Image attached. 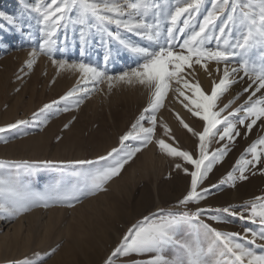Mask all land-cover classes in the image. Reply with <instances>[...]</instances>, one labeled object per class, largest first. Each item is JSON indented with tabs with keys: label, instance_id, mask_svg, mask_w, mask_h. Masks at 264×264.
<instances>
[{
	"label": "rangeland",
	"instance_id": "374dc122",
	"mask_svg": "<svg viewBox=\"0 0 264 264\" xmlns=\"http://www.w3.org/2000/svg\"><path fill=\"white\" fill-rule=\"evenodd\" d=\"M119 2L126 3V0ZM213 2L203 0L200 11L194 13V18L189 21V27L184 29L183 34L174 30L177 44L182 43L193 28L198 31V25L203 23ZM233 2L243 4L250 0H230V4ZM49 3L50 0H0V128L5 129L0 132V177L15 180L37 193L72 191L79 194L78 190L83 188L85 177L90 172L114 162L112 158L106 161L98 158L107 157L113 148H121V136L131 130L144 112L151 93L137 84L113 82L110 89L107 80L103 83H85L79 72L61 70L48 55L39 53L38 46L43 43L45 34L41 13L36 12L35 8L40 6L43 9ZM154 3L159 7L151 8L144 19L148 23L159 20V42L163 43L165 30L170 26V14L182 5V0H154ZM229 14L230 10L226 9L216 19V32L209 47H215V36L219 35V28L224 25ZM239 14L238 7L236 15ZM69 15L75 19L74 12ZM186 16L184 14L178 18L177 29L183 28L182 21ZM107 28L118 33L126 43L150 48L155 46L153 41L136 32L118 28L114 24L107 25ZM244 31L239 23L229 25L225 29L226 35L221 37V43L224 39H228L230 44L234 43ZM80 32L79 24L62 21L54 37L57 44L53 57L69 63H89L112 76L140 62V58L125 44L105 32L91 29L87 42L81 41ZM33 49H37L38 58L33 67L29 68L27 63ZM175 50L180 51L179 47ZM246 58L255 63L257 71L261 70L264 67V46L251 50ZM240 59L239 55L232 59L228 64L229 69L239 68ZM216 67L214 62L210 63L212 75H208L196 65L195 76L188 78L193 82L199 81L202 89L210 93L213 81L219 82L223 75L224 64L219 65V73ZM232 78L236 82L221 95L214 110L219 111L234 101L222 116L236 123L240 134L231 143L227 138L220 140L216 136L208 146V152L214 153L227 145V152L221 162L215 163L203 182L202 187L210 188L206 199L199 204L189 203L186 206L179 203L190 190L191 178L175 168L177 162H183L179 158L167 156L155 142L156 139H164L174 147L198 156V137L184 129L175 114L179 113L196 132L203 130L204 122L192 116L170 90L164 106L156 113L153 142L124 165L120 175L104 186L106 191L81 196L73 207L50 201L49 207H33L15 217L0 212V264H66L70 259H74L70 264H106L129 230L135 231L137 226L145 224V218L150 222L168 214L194 213L197 208L205 211L199 220L192 219L180 226L179 239L195 241L199 238L206 246L208 240L202 222L221 232L239 233V242L258 255H264V240L250 243L251 232H262L264 226L248 219V211L244 212V218L233 215L231 211H223L231 208L239 213L242 206L249 205L257 197H264V145H257L261 160L255 167L249 166V171L245 172L247 179L236 180L234 186L221 183L228 173L233 172L246 150L259 139H264V118L257 120L249 132L246 124L250 123L251 118L245 125H241L238 120L245 116V112L235 113L236 109L249 105L250 96L251 102L264 99V89L255 91L257 84L245 76L243 71ZM85 87L90 90V94L77 92L66 100L61 99L73 88ZM172 87L176 85L173 83ZM254 91L253 96L251 94ZM46 104L52 105V108L41 111ZM65 108L68 111H64ZM230 112L235 115L229 116ZM18 121L25 123L14 128L8 127ZM164 124L171 129L174 141L164 134ZM148 126L149 123L145 121L144 127ZM223 127V124L218 125L221 132ZM139 143L130 139L124 147L131 150ZM246 158L251 160L254 156L249 153ZM76 161L93 163L77 164ZM25 162L32 167L19 166ZM184 166L192 170V166L186 163ZM235 174L239 175L238 172ZM212 217H219V220ZM20 221L24 227L19 242L14 244L11 242L14 227ZM28 232L29 238H26ZM4 235L8 244L6 246L1 244ZM157 255L172 261L183 256L184 252L173 243L165 245L160 251L118 254L112 259L113 264H148ZM224 259L230 258L210 256L208 264H223Z\"/></svg>",
	"mask_w": 264,
	"mask_h": 264
},
{
	"label": "snow or ice",
	"instance_id": "6c2138e0",
	"mask_svg": "<svg viewBox=\"0 0 264 264\" xmlns=\"http://www.w3.org/2000/svg\"><path fill=\"white\" fill-rule=\"evenodd\" d=\"M202 3L203 0H182V5L177 6L174 13L170 14V26L165 30L163 43L159 42L161 37L159 20L148 23L144 19L151 8L159 7L158 4L154 3V0H126V3H120L119 0H59V2L58 0H50V3L43 9L40 6L35 8L36 12L41 13V23L44 26L45 34L43 43L38 46L39 53L48 55L52 63L59 69H70L79 72L85 83L88 81L103 83L107 80L110 89L113 82L141 85L150 91L151 98L144 112L132 125L131 130L121 136V148H113L107 157L101 156L98 158L100 161L112 158L114 162L109 166L90 172L85 177L83 188L78 190L79 194L72 191L37 193L15 180H6L0 177V212H7L15 217L23 212L30 211L33 207H49L50 201L73 207L76 202H79L81 196L106 191L104 186L114 177L120 175L124 165L137 152L153 142L157 125L156 113L164 106V101L170 90L176 94L177 101L192 116L204 122L203 130L196 132L179 113L175 114L182 127L193 136L198 137V156H194L192 152L187 150H180L179 147H174L173 144L167 143L164 139H156L155 142L167 156L179 158L183 163L177 162L175 168L182 170L191 178L190 190L179 203L185 206L189 203L199 204L200 201L207 198L210 188L202 187L203 182L212 171L215 163L221 162L227 152V145L223 150L217 149L214 153L208 152V146L216 136H219L220 140L227 138L231 143L240 134L236 123H233L228 117L222 116V113L234 101H230L224 108L216 111L214 109L217 108V101L230 88L231 84L236 82L232 77L240 71H243L245 76H248L253 80V83L257 84L255 91L264 89V67L257 71L255 63L246 58L251 50L257 46H264V0H250V2L243 4L234 2L230 4V0H214L211 10L203 18V23L198 25V31L193 28L191 34L182 43L177 44L174 30L183 34L184 29L189 27V21L194 18V13L200 11ZM238 7L240 8L239 16L236 15ZM226 9L230 10V14L227 16L224 25L219 28V35L215 36V47H209L208 44L216 32L215 21ZM245 9L247 10L245 11ZM73 12L76 14L75 19L69 15ZM184 14H187V16L182 21L183 28L177 29L178 18ZM62 21L79 24L81 26L80 39L83 42H87L88 33L93 28L105 32L109 37L125 44L132 53L140 58V62L135 67L125 70L117 76H112L108 75L105 70L89 63H69L66 60L55 59L53 51L57 40L54 37L61 27ZM236 23H239L245 29L241 37L232 44L229 43L228 39H224L221 43V37L226 35L225 29ZM113 24L118 28L136 32L138 35L146 37L149 41H153L155 46L150 48L126 43L118 33L108 30L107 25ZM177 47L180 51L175 50ZM238 55L241 58L239 61L241 66L229 69L228 64ZM30 57L31 59L27 63L29 68L33 67L38 58L37 49L30 52ZM107 59L108 56L105 57V60ZM212 62L217 65L215 69L217 73L220 72L219 65L224 64L223 75L219 82L213 81L210 93H206L199 81L193 82L188 77L195 76L196 65H199L208 75H212L209 70V64ZM173 83L176 85L175 88L172 87ZM255 91L251 95L254 96ZM77 92L90 94V90L86 87L73 88L61 99L66 100L76 95ZM249 102L247 107L242 106L236 109L235 113L245 112V116L238 120L241 125H245V122L251 118L250 123L246 124L247 130L250 132L257 120L264 118V99L251 102L250 96ZM50 108H52V105L46 104L41 111ZM64 111H68V109L65 108ZM235 113L230 112L229 116L235 115ZM145 121L150 126L144 127ZM23 123L25 121H18L17 124L8 127L14 128ZM221 124L224 125L222 132L218 129V125ZM163 128L164 134L174 141L175 138L171 136V129L168 125L164 124ZM3 131L5 129L0 128V132ZM130 139L137 140L140 143L137 147L127 150L124 147L125 142ZM257 145H264V139H259L246 150V154H252L254 159L250 160L246 158V154L242 155L233 172L228 173L226 179L222 180L221 183L234 186L236 180L247 179L245 172L249 171V166L255 167L261 160ZM121 153L123 154L120 155ZM75 163L90 164L93 162L76 161ZM185 163L192 166V170L185 167ZM19 166L32 167L27 162ZM236 172L239 175H236ZM212 187H217V185ZM204 211V209L197 208L194 213L168 214L150 222H148V218H145V224L137 226L135 231L129 230L124 240L112 253V257H116L118 254L129 255L160 251L165 245L174 243L183 249V256L169 261L162 255H157L149 260L148 264H208V258L214 255H218L220 258H230L224 259L223 264H264V255H258L250 247H246L239 242V233L221 232L202 222L201 226L206 230L205 237L208 240L206 246L199 238L195 241L179 239L178 230L180 226L192 219L199 220ZM223 211H231L233 215H239L241 218H244V212L248 211V219L254 222L258 221L264 226V197H257L249 205L242 206V211L239 213L232 211L231 208H225ZM212 219L219 220V217H212ZM258 239L264 240V231L251 232L250 243L255 244ZM112 257L106 261V264H113Z\"/></svg>",
	"mask_w": 264,
	"mask_h": 264
},
{
	"label": "bare ground",
	"instance_id": "6f19581e",
	"mask_svg": "<svg viewBox=\"0 0 264 264\" xmlns=\"http://www.w3.org/2000/svg\"><path fill=\"white\" fill-rule=\"evenodd\" d=\"M240 77V76H239ZM252 89V88H251ZM254 89V88H253ZM115 214V213H114ZM117 216V215H115ZM24 218V217H23ZM113 219V218H112ZM113 221V220H112ZM24 225L22 223V221H20L15 227H14V234H13V237H12V240L11 242H13L14 244H17L19 242V235H21V232H22V229H23ZM5 236V235H4ZM26 238H29V232L27 233L26 235ZM6 236L4 237V239L2 240V245L6 246L8 245L6 242ZM2 246V247H3ZM64 263H66L65 261H63ZM71 262H74V259H70V261H67L68 264H70ZM66 263V264H67Z\"/></svg>",
	"mask_w": 264,
	"mask_h": 264
}]
</instances>
